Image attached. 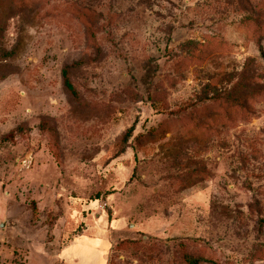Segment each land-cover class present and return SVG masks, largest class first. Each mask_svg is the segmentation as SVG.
I'll list each match as a JSON object with an SVG mask.
<instances>
[{"label":"rangeland","instance_id":"obj_1","mask_svg":"<svg viewBox=\"0 0 264 264\" xmlns=\"http://www.w3.org/2000/svg\"><path fill=\"white\" fill-rule=\"evenodd\" d=\"M99 241L264 264V0H0V264Z\"/></svg>","mask_w":264,"mask_h":264},{"label":"crops","instance_id":"obj_2","mask_svg":"<svg viewBox=\"0 0 264 264\" xmlns=\"http://www.w3.org/2000/svg\"><path fill=\"white\" fill-rule=\"evenodd\" d=\"M104 218V217H103ZM104 220V219H103ZM82 247H90L92 249L95 248V251L93 252L94 255H93V259H94V264H103V251L106 252L108 246L106 244H104V242L102 241H99L96 245H91V246H79L77 247L74 251H73V255L74 256H77V252L79 251V249H81ZM90 249V250H92ZM75 258V257H74ZM84 264H86L84 261H83Z\"/></svg>","mask_w":264,"mask_h":264},{"label":"trees","instance_id":"obj_3","mask_svg":"<svg viewBox=\"0 0 264 264\" xmlns=\"http://www.w3.org/2000/svg\"><path fill=\"white\" fill-rule=\"evenodd\" d=\"M62 76H63V82H64V86L66 87V89L73 94L74 96H76V91L74 90L71 82H70V78H69V72L67 69L63 70L62 72ZM187 263L188 264H198L199 263V259H193V258H187Z\"/></svg>","mask_w":264,"mask_h":264}]
</instances>
